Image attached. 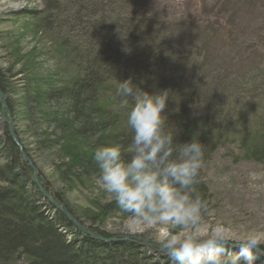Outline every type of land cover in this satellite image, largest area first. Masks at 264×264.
<instances>
[{
  "label": "trees",
  "instance_id": "16d2710c",
  "mask_svg": "<svg viewBox=\"0 0 264 264\" xmlns=\"http://www.w3.org/2000/svg\"><path fill=\"white\" fill-rule=\"evenodd\" d=\"M42 1L24 16L46 37L53 71L21 57L15 74L0 69V88L16 135V113L31 125L40 120V139L69 158L60 166L68 178L98 180L96 148L131 143L128 109L116 95L120 80L130 77L146 91L169 90L170 130L181 142L203 145V166L235 141L245 158L264 162V0H210L209 8L202 0L188 16L175 0ZM38 180L84 224L42 173ZM199 181L208 208L202 169ZM95 206L105 214L121 212L116 203ZM143 249L137 241L103 242L77 230L35 183L6 130L0 140V264H176L159 250L149 258ZM239 250L225 247L223 254Z\"/></svg>",
  "mask_w": 264,
  "mask_h": 264
},
{
  "label": "clouds",
  "instance_id": "9594fccd",
  "mask_svg": "<svg viewBox=\"0 0 264 264\" xmlns=\"http://www.w3.org/2000/svg\"><path fill=\"white\" fill-rule=\"evenodd\" d=\"M116 95L124 101L120 107L128 109L131 143L100 146L93 160L99 186L128 222L154 229L176 264H255L264 254V232L237 237L217 228L197 231L207 212L196 188L203 145L194 139L181 142L170 130L169 90L149 92L130 77L120 80ZM226 246L240 250L224 255Z\"/></svg>",
  "mask_w": 264,
  "mask_h": 264
},
{
  "label": "rangeland",
  "instance_id": "374dc122",
  "mask_svg": "<svg viewBox=\"0 0 264 264\" xmlns=\"http://www.w3.org/2000/svg\"><path fill=\"white\" fill-rule=\"evenodd\" d=\"M175 1L180 4L177 8L178 12L187 16L189 8L197 4L205 3L208 8L210 7V0L204 3L202 0H196V3L195 0ZM42 6V0H0V69L2 71H12V74H15L16 70L21 68L19 63L21 57L25 61L29 60V64H37L43 69L53 71L54 64L45 46L46 37H42L38 32L32 19L24 16L25 10H38ZM177 16L179 17V14ZM22 75L18 74L14 78L15 83H20L19 79ZM16 98L22 100L20 95ZM1 116L0 110V140H4L7 127L2 122ZM16 120L19 133L17 137L23 150H28L29 154H25L37 168L38 174L42 173L46 177L54 192L65 199L70 208L85 221L86 227L92 224L106 232L107 237L116 239L131 237L123 241H137L142 245L144 242L141 239H143L148 242L147 245H143V252H146L149 258L162 252L157 246V244L164 246L161 242L162 238H157L154 229L130 224L126 219L127 214L120 211L105 214L104 211L96 208L95 201H99L102 205L115 203L110 194L99 186L98 180L81 179V182H77L64 174L66 167L61 168V164L69 161V158L65 157V153H61L58 147H53L51 145L53 142L50 143L47 139L45 141L42 137L40 139L42 132L40 120L36 121V125H31L27 118L19 113L18 115L16 113ZM49 127L46 130L48 134L54 129L53 126ZM42 141L45 143L43 144ZM202 171L211 200L210 207L207 208L197 231L208 233L217 228L237 237L251 232H264V162L245 158L243 148L235 141L215 151L211 160L204 164ZM153 245L155 247H152ZM162 254V256L166 255L163 252ZM158 257L155 258L157 261H159ZM255 264H264V254L257 255Z\"/></svg>",
  "mask_w": 264,
  "mask_h": 264
},
{
  "label": "water",
  "instance_id": "95a60500",
  "mask_svg": "<svg viewBox=\"0 0 264 264\" xmlns=\"http://www.w3.org/2000/svg\"><path fill=\"white\" fill-rule=\"evenodd\" d=\"M0 110H1V113H2V116H1V120L3 123L6 124V127H7V130H8V134L10 136V138L12 139V141L17 145L18 149L20 150L21 152V155H22V161L27 163L28 166L32 169L33 171V178H34V181L35 183L40 187L41 191L43 192V194L45 195V197L48 199V201L57 209L59 210L63 215L66 216V218L75 226V228L77 230H79L82 234H85V235H88L90 236L91 238L95 239V240H101L103 242H111V241H115V240H124V239H129L131 237H123L122 239L121 238H104L102 237L101 235L95 233V232H92L89 230L88 227H86L84 224H82L81 222H79V220L73 216L71 214V212H69V210L58 200H55L52 196H50L46 191L45 189L43 188V186L41 185V183L39 182L38 180V172H37V168L33 165L31 159L25 154L24 150H23V146L21 145L16 133H15V123H14V120H13V117L11 115V112L9 110V108L7 107V95L6 93H4L2 91V89L0 88ZM144 244L143 245H147L148 242L141 239ZM158 248L161 249V251L165 254H168V251L167 249L160 245V244H157Z\"/></svg>",
  "mask_w": 264,
  "mask_h": 264
}]
</instances>
